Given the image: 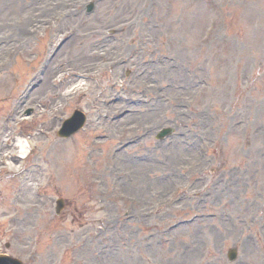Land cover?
I'll return each instance as SVG.
<instances>
[{"label":"rangeland","instance_id":"374dc122","mask_svg":"<svg viewBox=\"0 0 264 264\" xmlns=\"http://www.w3.org/2000/svg\"><path fill=\"white\" fill-rule=\"evenodd\" d=\"M215 1L228 8L229 14L224 28L217 26L208 41L202 42L201 38L208 25L216 24V19L210 12L193 0H158L150 11L158 28H151L147 33L141 34V42L137 40L128 43L125 41L126 35L122 34L123 31L117 29V34L108 37L107 46L112 53L108 57H101L100 53L97 55L99 61L92 65L90 56L94 54L93 41L97 38L104 40L109 34L107 28L115 31L127 20L137 16L127 12L124 3L115 6L110 0H105L97 5L92 16L84 18L82 14L76 16L78 9H75V6L71 7L69 0H0L1 36L8 30L16 31L13 24L15 21L20 20L25 25L19 28L22 34L25 33V37L15 36L23 46L17 54L9 57L10 48L7 45L0 46V57H2L0 58V123L3 142L1 156L14 158L15 148L10 145L19 135H27L31 147L29 159L50 160L48 169L37 170L34 173L33 182L39 185L43 182L48 183L50 191L67 199V207L62 211L61 216L54 217L52 198H49L48 202H43L32 198L31 195L28 199L21 196L16 206L18 210L25 209L23 212L28 214L29 218L26 220L19 215L14 220L11 228H16L13 234L15 244L9 248L10 253L23 257L26 251L34 246L33 264H264L262 258L264 235L262 234L261 244L251 245L250 249L243 248L242 244H247L243 243L244 232H247V229L237 222L238 217L248 222L247 217L251 216L253 219H259V224L264 218V208L260 207L257 212L244 211L241 203L234 201L235 198L241 201L245 198V206L248 204L253 206L252 202L257 195L254 194L255 192L250 193L248 188L247 193L251 195L248 198V194L245 193L246 188L238 184L232 187L227 201L222 200L221 205L216 203L217 208H224L233 216L234 223L218 220L212 221L216 224L213 225L208 221H198L176 231L175 236H172L166 244L151 243L150 236L154 234L156 230L154 228L185 217L191 212L195 213L194 210L201 208L202 204L193 208L191 201L188 202L191 207H186L181 214L166 209V212L161 211L144 220L140 212L152 210L168 195L163 192L160 197L152 199L157 191L161 192L152 184L151 191L138 193L141 201L136 197L133 198L136 211L129 220L123 219L121 213L128 205L125 198L132 197L131 191L126 188L132 187L138 190L137 187H141L142 183L135 179L133 186H130L123 178L116 186L112 184L114 176L108 171L110 168L108 155L111 147L117 142L122 143L144 132L154 133L155 129L158 130L161 126H171L176 131H182L181 125L172 124L176 114L173 113L175 110L171 106L158 104L157 100L150 97H146L148 104H137V107L142 109L137 115H142L144 111L149 114L135 116L130 122L127 121V117L116 121L104 120L102 124L95 119L91 106V101H94L95 96L99 94L98 99L107 100L102 106V112L111 117L128 106V102H124L126 96L123 94L130 98L140 97L137 92L147 86V83H151L152 90L146 94L157 91L154 83L159 75L141 81V78L137 77L135 72L141 69L139 60L144 53L171 54L182 62L187 77L191 74L195 79L209 81L208 88L199 91L200 93L185 91L177 95L180 98L184 96L182 103L191 107L188 115L182 110L179 113L183 119H193L190 123L185 120V124H190L193 129L186 133L196 134V141L197 136L207 135L211 141L207 145L208 148L212 146L211 144L219 142V146L217 144L209 151L210 160L207 159L208 162L211 161L209 163L217 165V169L225 166L234 168L236 163L243 168L251 166V162L256 160L254 151H256L257 137L255 141L245 145L246 141L241 136L233 137L231 134L228 139L222 130L225 116L234 112L251 116V120L259 111H263L264 114V108L260 103H264V0ZM47 4H50L47 17L44 15L40 19L41 22H31L33 13L35 12L36 16L43 13L44 11L39 10V7L44 8ZM161 14H164V17L161 18ZM77 29L76 35L67 41L61 52L53 59L49 57L52 62L42 63L44 60L42 53L47 45L44 44L43 47L37 45L41 35L51 44L56 34V36L68 34L69 37V33H74ZM31 30H38L37 35L32 34ZM126 33L128 35L129 30ZM224 33L231 35V40L226 43L220 39ZM25 39L29 40L25 41ZM134 46H141L142 50H137ZM49 54L44 53L47 57ZM82 54H86L88 58L84 59ZM127 54L134 55L135 61L117 68L111 74L107 72L108 61L117 57L123 58ZM258 61H263V65H258ZM62 70L92 71L99 80V87L97 89L90 83V86H83L87 88L81 96L64 94L66 86L61 87V82L58 83L56 79L59 75L61 78ZM8 72H14L17 82L11 80ZM245 76L251 78L252 84L244 83ZM168 80L172 78L169 76L163 78V82ZM181 81L182 78L175 79V82ZM30 85L34 89H31ZM28 87H30L29 91L26 89ZM10 97H14L15 103L8 102ZM234 101V105L230 108ZM79 104L94 122L87 127L85 133L77 135L70 142L57 144L53 132L42 136L37 132L31 134L28 130L30 127H36L44 129L45 132L50 131L55 127L52 123L53 113L68 115L73 107ZM12 105L14 110L32 107L37 114L36 118L31 123L25 121L18 125L21 116L12 115L6 117L2 124L1 117ZM165 107L168 110H165ZM229 109L233 112L228 111ZM207 114L212 115L208 117ZM202 119L204 123L201 124L199 121ZM212 121H215V127L211 124ZM259 122H264V116L256 124ZM92 134L106 135L107 139L92 146L94 144L90 139ZM150 134L146 140H143L140 148L134 146L131 150H140L143 149L142 146L152 143L154 137ZM161 150H158V158L163 161L165 156L163 153L161 155ZM249 150L252 153L247 155L248 160H245V151ZM189 152V150L184 152L185 161L177 162L179 165L175 163L172 166L183 183L193 174L192 171H186V166L194 165L197 168L201 163L196 160L195 153L187 159ZM200 168L201 166L196 169L197 175L200 172L210 177L207 167L203 166L201 170ZM193 169V166L189 167V170ZM85 171L90 176L103 181L102 186L96 188L95 192V195L103 200L100 205L90 200L86 202L81 195L80 185ZM251 172L252 168L249 170V173ZM2 174L4 175L5 172ZM250 177L248 185L253 186L256 180V189L264 191V170H257L256 176L252 177L250 174ZM154 182L161 184L159 178L154 179ZM177 182L180 186L183 184L179 180ZM10 187L11 184L6 178L0 180L2 191L8 192ZM169 189L170 186L165 191ZM28 201L34 205L33 209L28 207ZM80 202L85 205L83 208L76 207L75 211L74 206ZM27 207L32 213L27 211ZM99 215H102L101 222L107 224L108 229L91 228V224ZM157 216L159 220L156 219ZM72 220H75L76 224H71ZM31 225L32 232L27 229ZM221 225L225 226V233L219 232ZM217 234L224 237H218ZM9 237L2 212L0 248ZM231 244L236 245L238 249L237 261L234 263H229L225 258ZM67 248L69 251L63 255V250ZM138 249L141 253L137 255Z\"/></svg>","mask_w":264,"mask_h":264},{"label":"bare ground","instance_id":"6f19581e","mask_svg":"<svg viewBox=\"0 0 264 264\" xmlns=\"http://www.w3.org/2000/svg\"><path fill=\"white\" fill-rule=\"evenodd\" d=\"M113 4L117 5V4H120V3H128L130 2V0H111ZM128 9V5L126 4V8L125 10ZM162 71L165 74H167L168 76H171V77H176V76H180V77H183V73L180 72L178 73V75L172 73V72H167L168 70H166L164 67L162 66H159V72ZM255 123V122H253ZM250 128L252 129V137L256 136L255 132H254V125L253 124H250ZM257 136H258V142H259V147H262V151H264V130L263 131H258L257 132ZM20 143V142H18ZM22 144V143H21ZM24 146V144H22ZM19 147L21 148V150L23 149L22 146L19 145ZM23 153V152H21ZM256 158H258V161H261V160H264V154H261V153H256L255 154ZM258 161L255 162V166L259 167L258 166Z\"/></svg>","mask_w":264,"mask_h":264}]
</instances>
